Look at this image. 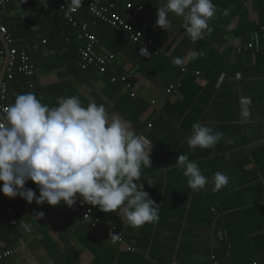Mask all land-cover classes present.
Wrapping results in <instances>:
<instances>
[{"label": "crops", "instance_id": "obj_1", "mask_svg": "<svg viewBox=\"0 0 264 264\" xmlns=\"http://www.w3.org/2000/svg\"><path fill=\"white\" fill-rule=\"evenodd\" d=\"M131 1L142 8L134 21L152 47L140 49L99 25L94 54L114 56L102 75L94 67L79 68V42L60 25L50 4L27 9L10 2L0 8L13 46L26 52L35 68L33 76L16 75L9 83L6 104L27 92L49 106L57 97L76 95L85 107L103 104L109 116L130 122L152 141V166L143 170L140 183L159 205V219L133 228L117 213L86 203L98 220L92 226L62 205L29 204L1 192L0 211L11 208L17 225L0 222V243L12 252L0 264H253L264 256V55L256 51L264 47V0H213L216 14L195 42L175 14H169L170 28L156 25L163 0ZM0 44L6 53L2 36ZM193 51L202 55L192 58ZM112 76L125 77L131 91L110 83ZM176 84L177 92L167 95ZM243 98L250 100L244 119ZM197 122L224 134L214 148L187 145ZM182 153L210 181L221 172L228 183L219 191L210 182L193 192L174 166ZM25 187L39 195L31 181ZM110 226L122 233L124 243L111 239Z\"/></svg>", "mask_w": 264, "mask_h": 264}, {"label": "clouds", "instance_id": "obj_2", "mask_svg": "<svg viewBox=\"0 0 264 264\" xmlns=\"http://www.w3.org/2000/svg\"><path fill=\"white\" fill-rule=\"evenodd\" d=\"M76 5L82 0H73ZM183 20V28L195 42L201 39L216 14L213 0H163L156 9V25L172 26L169 14ZM202 55L193 51L192 58ZM177 65L181 60L174 61ZM241 101V118L249 116ZM224 134L203 123H193L186 137L190 149H212ZM152 141L137 134L130 122L109 116L103 104L85 107L79 96H60L55 106L42 103L35 93L17 94L0 109V192L31 204L73 207L79 200L103 213H117L126 226L142 227L159 219V205L140 183L143 170L152 166ZM186 186L193 192L210 182L219 191L229 178L216 172L210 181L196 161L186 154L175 159ZM146 180L149 186L152 182ZM33 182L39 191L26 188ZM42 217L43 212L37 213Z\"/></svg>", "mask_w": 264, "mask_h": 264}, {"label": "built area", "instance_id": "obj_3", "mask_svg": "<svg viewBox=\"0 0 264 264\" xmlns=\"http://www.w3.org/2000/svg\"><path fill=\"white\" fill-rule=\"evenodd\" d=\"M55 1L59 3V10L63 13L67 23L71 28L75 29L76 40L80 44L77 53L79 57L78 66L81 70H85L88 67H94L97 73L102 75L107 72L108 65L114 61V56L111 54L98 56L94 54L97 38L92 30L98 22L105 24L114 33L120 35L124 41L131 43L140 49L149 50L152 47L151 40L146 39L141 32L133 29L132 22L142 11V8L136 7L132 4L125 5L122 13L116 14L112 13V11L115 10V5L108 0H82L83 3L87 5L91 15L90 22H80L78 20L76 8L70 5L68 0H0V8H3L10 2H17L20 6L28 8L32 3H48ZM0 36H2L5 44L9 47L6 54L0 46V71H4L3 79L0 80V109H3L8 106L6 100L9 83L13 81L16 75L24 77L33 76L35 68L33 60L26 52L12 47L14 40L8 33L1 18ZM261 38L264 40V34ZM42 44H45V41H42ZM256 51L264 55V47L258 48ZM182 72L184 73L185 70L182 69ZM109 81L110 83H119L128 91H131V85L127 82L125 77L112 76ZM179 87L180 84L170 85L166 89V94L172 95L173 93H176ZM130 96L134 97L135 95L131 92ZM34 186L37 188L35 184ZM60 205L77 214L83 220H91L92 226H95L98 223L97 219L92 218V210L86 203H81L78 200L71 208L63 203ZM0 222L11 227L17 225L14 212L11 208H6L0 211ZM109 228L111 230V239L117 244L124 243L122 233L118 232L115 226H110ZM127 251L133 252L134 250L129 246L127 247ZM11 256L12 252L0 243V262ZM253 264H264V256L260 261Z\"/></svg>", "mask_w": 264, "mask_h": 264}, {"label": "trees", "instance_id": "obj_4", "mask_svg": "<svg viewBox=\"0 0 264 264\" xmlns=\"http://www.w3.org/2000/svg\"><path fill=\"white\" fill-rule=\"evenodd\" d=\"M109 2H112L114 5H115V10H113L112 11V13H116V14H120L122 11H123V8H124V6L125 5H127V4H134L131 0H108ZM68 2H69V4L70 5H72V6H74L75 8H76V10H77V16H78V20L80 21V22H90V20H91V15H90V13H89V10H88V8H87V5L85 4V3H83V1H82V3H80L79 5H76L74 2H73V0H68ZM35 3H32V4H30V6L27 8V9H29L30 7H32L33 5H34ZM46 4H50V8H52L53 9V11L54 12H56L57 13V15L59 16V18H60V25L61 26H63L66 30H68V31H70V32H73L74 33V37H73V41L74 40H76V36H75V29H73V28H71V26L67 23V21L65 20V18H64V16H63V13L59 10V3L57 2V1H55V2H48V3H46ZM25 8V7H24ZM142 12V11H141ZM135 22V21H134ZM46 24H48V23H46ZM46 24H44V25H46ZM99 25H102V26H106L105 24H103V23H100V22H98L97 24H96V26L95 27H93V32H95V34H96V30H97V28H98V26ZM132 25H133V29L135 30V31H138V28L136 27V22H135V24L134 23H132ZM5 26V25H4ZM6 27V29H7V31H8V33L10 34V29L8 30V27L7 26H5ZM107 28H109L108 26H106ZM110 29V28H109ZM111 30V29H110ZM46 32V31H45ZM113 32V31H112ZM138 32H140V31H138ZM114 33V32H113ZM142 33V32H141ZM48 34V36H49V38H54L55 39V36L53 35V33H52V35L53 36H51V35H49V33H47ZM143 35H145L144 33H142ZM11 35V37L13 38V36L14 35H12V34H10ZM14 40V39H13ZM45 41V40H44ZM77 41V40H76ZM78 42V41H77ZM45 43H47V40L45 41ZM80 45V44H79ZM79 45H78V47H79ZM14 47V46H13ZM15 48V47H14ZM78 49V48H77ZM77 56H78V53H77ZM78 61H79V57H78Z\"/></svg>", "mask_w": 264, "mask_h": 264}, {"label": "water", "instance_id": "obj_5", "mask_svg": "<svg viewBox=\"0 0 264 264\" xmlns=\"http://www.w3.org/2000/svg\"><path fill=\"white\" fill-rule=\"evenodd\" d=\"M7 52H8V49H7V51H6V54H7Z\"/></svg>", "mask_w": 264, "mask_h": 264}]
</instances>
